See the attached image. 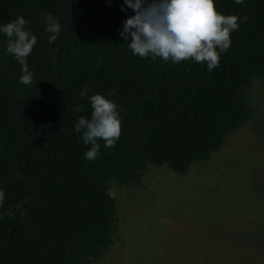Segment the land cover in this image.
<instances>
[{
    "label": "trees",
    "instance_id": "16d2710c",
    "mask_svg": "<svg viewBox=\"0 0 264 264\" xmlns=\"http://www.w3.org/2000/svg\"><path fill=\"white\" fill-rule=\"evenodd\" d=\"M215 3L241 19L210 72L206 62L133 55L121 32L135 12L121 10L124 0H0V27L23 16L37 37L25 85L0 32V264H94L119 227L111 182L140 184L150 164L186 172L254 117L248 90L264 77V0ZM43 13L61 24L54 40ZM95 94L117 104L122 132L111 148L99 140L88 160L75 127L91 118ZM253 129L264 139V117Z\"/></svg>",
    "mask_w": 264,
    "mask_h": 264
},
{
    "label": "rangeland",
    "instance_id": "374dc122",
    "mask_svg": "<svg viewBox=\"0 0 264 264\" xmlns=\"http://www.w3.org/2000/svg\"><path fill=\"white\" fill-rule=\"evenodd\" d=\"M254 117L186 172L150 164L140 184L111 182L118 230L94 264H264V77L248 90Z\"/></svg>",
    "mask_w": 264,
    "mask_h": 264
},
{
    "label": "clouds",
    "instance_id": "9594fccd",
    "mask_svg": "<svg viewBox=\"0 0 264 264\" xmlns=\"http://www.w3.org/2000/svg\"><path fill=\"white\" fill-rule=\"evenodd\" d=\"M244 0H235L242 4ZM133 9L123 24L121 36L133 55L155 60L162 58L165 62L179 63L194 60L196 63H207L211 72L220 62V54L231 45V33L238 30L240 17L224 15L216 7L215 0H124L122 11ZM46 21L45 31L51 39L61 31V24L51 13H43ZM243 21L246 23L248 17ZM28 21L20 16L2 27L0 32L8 37L7 52L22 65V84H30L33 74L29 71L27 57L37 43V37L26 30ZM87 89L81 92L85 95ZM115 93L113 92L112 95ZM91 118L80 116L75 131L83 133V140L90 145L85 158L94 160L100 150L99 140L105 147L111 148L119 140L122 132V120L117 104L101 94L90 97ZM76 112L83 111L77 106ZM4 193L0 191V200Z\"/></svg>",
    "mask_w": 264,
    "mask_h": 264
},
{
    "label": "water",
    "instance_id": "95a60500",
    "mask_svg": "<svg viewBox=\"0 0 264 264\" xmlns=\"http://www.w3.org/2000/svg\"><path fill=\"white\" fill-rule=\"evenodd\" d=\"M109 3H112V1H110ZM62 13H64V12H61V15H62ZM44 33H47V32L44 30Z\"/></svg>",
    "mask_w": 264,
    "mask_h": 264
}]
</instances>
